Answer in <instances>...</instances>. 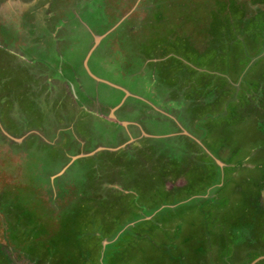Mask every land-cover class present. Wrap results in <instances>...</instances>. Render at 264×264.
<instances>
[{
	"label": "rangeland",
	"instance_id": "1",
	"mask_svg": "<svg viewBox=\"0 0 264 264\" xmlns=\"http://www.w3.org/2000/svg\"><path fill=\"white\" fill-rule=\"evenodd\" d=\"M0 264H264V0H0Z\"/></svg>",
	"mask_w": 264,
	"mask_h": 264
},
{
	"label": "crops",
	"instance_id": "2",
	"mask_svg": "<svg viewBox=\"0 0 264 264\" xmlns=\"http://www.w3.org/2000/svg\"><path fill=\"white\" fill-rule=\"evenodd\" d=\"M52 52H53V54H54V51L52 50ZM90 53V52H89ZM91 56V53L88 55V58H87V60H86V57L85 58H82V65L84 66V69L85 70H87V71H90L91 73H93L94 75L96 74L94 71H92L89 67H88V65H87V62H88V60H89V57ZM84 57V56H83ZM105 58H106V56H105ZM97 62V61H96ZM98 66H100L98 63H96ZM93 76V75H92ZM96 81H97V83H96V85H97V89L100 87V86H107V87H110V88H113V86H112V84H110V82H108L109 80H107L106 78H105V76L104 75H98V74H96ZM118 87H121L122 88V86L121 85H119ZM117 95V94H116ZM118 96V101H116V102H112V104H108V105H116V104H119V107H121V106H123L124 104H126V99H124V97H122L121 95L119 96V95H117ZM100 100V99H99ZM100 102H102V101H100ZM106 104V103H105ZM123 108V107H122ZM112 119H114V120H116V117H115V115L113 116V115H111L110 116ZM125 124V123H124Z\"/></svg>",
	"mask_w": 264,
	"mask_h": 264
},
{
	"label": "trees",
	"instance_id": "3",
	"mask_svg": "<svg viewBox=\"0 0 264 264\" xmlns=\"http://www.w3.org/2000/svg\"><path fill=\"white\" fill-rule=\"evenodd\" d=\"M49 53H52L53 54V52H51V51ZM118 79H120V78L118 77Z\"/></svg>",
	"mask_w": 264,
	"mask_h": 264
},
{
	"label": "flooded vegetation",
	"instance_id": "4",
	"mask_svg": "<svg viewBox=\"0 0 264 264\" xmlns=\"http://www.w3.org/2000/svg\"><path fill=\"white\" fill-rule=\"evenodd\" d=\"M123 106H121L119 109H122Z\"/></svg>",
	"mask_w": 264,
	"mask_h": 264
},
{
	"label": "water",
	"instance_id": "5",
	"mask_svg": "<svg viewBox=\"0 0 264 264\" xmlns=\"http://www.w3.org/2000/svg\"><path fill=\"white\" fill-rule=\"evenodd\" d=\"M96 41V43H97V40H95ZM96 43H95V46H96Z\"/></svg>",
	"mask_w": 264,
	"mask_h": 264
},
{
	"label": "clouds",
	"instance_id": "6",
	"mask_svg": "<svg viewBox=\"0 0 264 264\" xmlns=\"http://www.w3.org/2000/svg\"><path fill=\"white\" fill-rule=\"evenodd\" d=\"M127 56V55H126ZM119 88H121V87H119ZM123 88V87H122Z\"/></svg>",
	"mask_w": 264,
	"mask_h": 264
}]
</instances>
